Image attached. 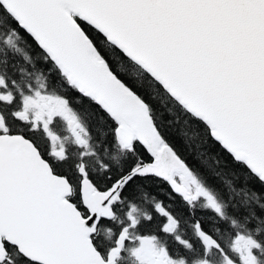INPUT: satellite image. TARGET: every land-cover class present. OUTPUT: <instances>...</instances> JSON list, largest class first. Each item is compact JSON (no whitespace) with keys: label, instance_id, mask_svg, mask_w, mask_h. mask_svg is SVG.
<instances>
[{"label":"snow or ice","instance_id":"6c2138e0","mask_svg":"<svg viewBox=\"0 0 264 264\" xmlns=\"http://www.w3.org/2000/svg\"><path fill=\"white\" fill-rule=\"evenodd\" d=\"M0 264H264V0H0Z\"/></svg>","mask_w":264,"mask_h":264}]
</instances>
